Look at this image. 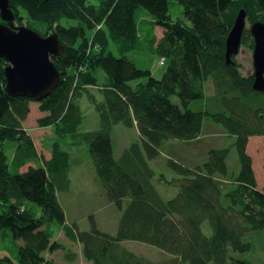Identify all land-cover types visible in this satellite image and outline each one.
Instances as JSON below:
<instances>
[{"label": "trees", "instance_id": "obj_1", "mask_svg": "<svg viewBox=\"0 0 264 264\" xmlns=\"http://www.w3.org/2000/svg\"><path fill=\"white\" fill-rule=\"evenodd\" d=\"M175 1L183 7L182 18L173 17L168 0H10L16 27L44 37L56 33L64 46L61 57H52L60 85L38 102L47 114L40 124L56 126L59 139L76 136L83 121L78 100H88L100 118L89 154L108 202L121 216L115 235L101 230L94 216L89 231L67 224L57 193L71 184V154L56 142L49 159L42 157L22 126L36 101L6 92L8 64L0 58V236L9 238L8 254L14 250L0 264H56L43 257L61 247L54 240V223L71 243L82 245V258L92 264H152L124 242L159 248L178 258L176 264H253L233 254L250 252L245 236L264 230V190L246 150L250 137L264 136V107L259 106L264 93L253 89V75L243 76L235 58V65H227L226 41L241 9L250 25L264 22V0ZM138 12L148 14L144 21L137 20ZM62 19L73 24L62 26ZM158 29L161 39L147 40L145 35L155 36ZM249 44L254 50L246 29L242 45ZM130 52L153 54L160 71L140 68L143 61L130 59ZM209 81L216 87L212 98L205 90ZM69 91L75 99L68 100ZM198 100L208 103L191 109ZM206 119L236 136L240 171L230 176L227 148L211 149L194 169L169 159L167 167L181 178L172 183L178 194L165 201L153 183L150 162L168 141L197 140ZM118 125L136 126L140 142L117 159L112 133ZM205 223L211 237L203 233ZM65 260L74 264L79 257L68 252Z\"/></svg>", "mask_w": 264, "mask_h": 264}, {"label": "rangeland", "instance_id": "obj_2", "mask_svg": "<svg viewBox=\"0 0 264 264\" xmlns=\"http://www.w3.org/2000/svg\"><path fill=\"white\" fill-rule=\"evenodd\" d=\"M168 1L170 12L173 17L176 19L182 18L183 7L175 0ZM91 2L97 3L99 0H91ZM144 13L145 14H139L138 12L137 20L144 21L143 18L148 15L146 12ZM60 23L62 26L68 27L73 24V21L62 19ZM15 25L17 24L15 23ZM250 26V23L247 22L246 29H249ZM162 32V29H158L155 36L151 31L145 36H147V40L153 38L158 42L162 37ZM146 48L150 49V46ZM253 53L254 50L250 47V44L247 46L242 45L239 55L234 57L235 62L240 66L242 75L245 77L254 74ZM127 56L141 63L139 60L140 58L143 61V63L140 64V68L147 70H155L156 68V70L159 69L160 71V68L156 67L155 63L157 58L151 53L148 54L145 52L143 54L141 52H130ZM205 90L208 98H212L216 94V87L213 86L212 81L207 82ZM75 94L74 91H69L68 100L75 99ZM172 101L174 104L180 105V101L177 97H173ZM78 102L82 105L83 121L77 130L76 136H68L66 139H59L54 133L56 126H42L40 124V119L47 116V114L39 111V103L37 101L30 103V112L27 117L22 120V126L33 138L43 158L49 159L51 147L56 142H60L62 148L71 154L69 167L71 184L67 190L57 193L59 202L66 214L67 224L76 225L80 230L89 231L91 228L90 217L94 216L101 230L115 235L121 212L114 204L108 202V198L96 174L95 167L89 154V142L93 138V134L99 128L100 118L86 98L83 101L80 99ZM206 103H208L207 100H198L192 102L190 108L199 110L200 108L202 109L204 105H207ZM259 106L264 107V104ZM262 110L264 112V108H262ZM255 118L257 119V117ZM250 121L251 117L248 116V122L250 123ZM253 128L256 129L255 127ZM235 141V135H231L222 125L216 124L208 119L204 121L201 134L197 140L190 142H180L176 140L168 141L166 145L163 146L160 157L150 162L155 172L153 183L158 192L165 201L172 200L179 192V189L172 183L174 179L181 177L167 167V161L169 159L182 164L187 169H194L207 160L208 152L211 149H230L231 152L227 159L230 176L239 173L240 163L236 148L234 147ZM112 142L114 154L118 159L127 147L133 143L140 142L136 126L133 128H127L123 125L115 126L112 133ZM246 150L253 161V170L256 175L257 184L261 190H264V136L250 137ZM29 166L30 165H26L25 169ZM229 182L228 179H223V183L227 184ZM128 202L129 199H126L124 205L126 206ZM54 231L56 233L54 240L61 247L54 252H45L43 254L45 259H51L55 261L56 264H68L65 260V255L70 252L78 254L79 260L74 264H92L91 262L84 261L82 258V245L79 243H71L65 236L63 228L57 223H54ZM203 233L208 237L213 235L212 229L208 223L203 225ZM0 237H3V235ZM7 239H9L7 236L0 238V259L11 255L14 251L8 254L6 249L10 246H8ZM245 241L251 244V251L246 254L235 253L233 256L239 259L249 260L253 264H264V230L249 231L245 236ZM123 245L129 251L152 264H176V262L179 261L175 256L149 244L124 242Z\"/></svg>", "mask_w": 264, "mask_h": 264}, {"label": "water", "instance_id": "obj_3", "mask_svg": "<svg viewBox=\"0 0 264 264\" xmlns=\"http://www.w3.org/2000/svg\"><path fill=\"white\" fill-rule=\"evenodd\" d=\"M0 19V58L8 64L5 90L13 98L41 102L60 85L61 73L52 57H61L64 46L56 33L44 37L27 26L16 27L10 0H0ZM246 28L247 12L241 9L226 41L227 65H235ZM248 30L254 40L253 89L264 93V22H255Z\"/></svg>", "mask_w": 264, "mask_h": 264}, {"label": "crops", "instance_id": "obj_4", "mask_svg": "<svg viewBox=\"0 0 264 264\" xmlns=\"http://www.w3.org/2000/svg\"><path fill=\"white\" fill-rule=\"evenodd\" d=\"M59 264V263H58Z\"/></svg>", "mask_w": 264, "mask_h": 264}]
</instances>
